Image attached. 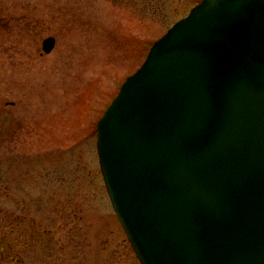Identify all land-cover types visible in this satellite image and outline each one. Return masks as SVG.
I'll return each mask as SVG.
<instances>
[{
  "label": "water",
  "instance_id": "1",
  "mask_svg": "<svg viewBox=\"0 0 264 264\" xmlns=\"http://www.w3.org/2000/svg\"><path fill=\"white\" fill-rule=\"evenodd\" d=\"M97 149L141 264H264V0H203L176 23L99 120Z\"/></svg>",
  "mask_w": 264,
  "mask_h": 264
},
{
  "label": "rangeland",
  "instance_id": "2",
  "mask_svg": "<svg viewBox=\"0 0 264 264\" xmlns=\"http://www.w3.org/2000/svg\"><path fill=\"white\" fill-rule=\"evenodd\" d=\"M201 1L0 0V264H139L102 181L96 125Z\"/></svg>",
  "mask_w": 264,
  "mask_h": 264
}]
</instances>
